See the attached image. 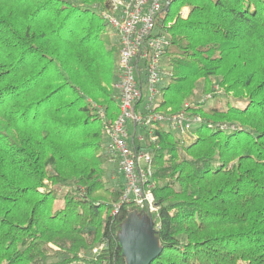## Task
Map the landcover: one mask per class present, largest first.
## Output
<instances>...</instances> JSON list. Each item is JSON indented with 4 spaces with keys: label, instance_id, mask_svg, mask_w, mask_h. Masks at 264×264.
<instances>
[{
    "label": "trees",
    "instance_id": "1",
    "mask_svg": "<svg viewBox=\"0 0 264 264\" xmlns=\"http://www.w3.org/2000/svg\"><path fill=\"white\" fill-rule=\"evenodd\" d=\"M167 3L159 108L200 119L185 137L146 133L163 247L151 264H264V0ZM108 8L0 0V264H126L118 233L143 210L108 175L120 46ZM200 82L213 96L194 101Z\"/></svg>",
    "mask_w": 264,
    "mask_h": 264
},
{
    "label": "built area",
    "instance_id": "2",
    "mask_svg": "<svg viewBox=\"0 0 264 264\" xmlns=\"http://www.w3.org/2000/svg\"><path fill=\"white\" fill-rule=\"evenodd\" d=\"M167 5V0H109L104 13L120 43L119 115L107 127V153L111 164L124 177L120 202L134 203L150 215L157 208L156 182L146 133L156 139L154 131L161 123L185 137L200 119L185 111L167 112L159 108L162 84L168 74L165 53L170 38L160 26ZM100 114L105 117L103 109Z\"/></svg>",
    "mask_w": 264,
    "mask_h": 264
},
{
    "label": "water",
    "instance_id": "3",
    "mask_svg": "<svg viewBox=\"0 0 264 264\" xmlns=\"http://www.w3.org/2000/svg\"><path fill=\"white\" fill-rule=\"evenodd\" d=\"M168 9L169 5L166 11ZM118 238L126 264H151L163 250L155 220L137 209L122 223Z\"/></svg>",
    "mask_w": 264,
    "mask_h": 264
},
{
    "label": "rangeland",
    "instance_id": "4",
    "mask_svg": "<svg viewBox=\"0 0 264 264\" xmlns=\"http://www.w3.org/2000/svg\"><path fill=\"white\" fill-rule=\"evenodd\" d=\"M178 11H182L181 13L182 14H186L187 13V11H188V8L187 7H182V8H180V10H178V7H177V5H175V6H173V15L175 14V15H177L178 14ZM105 21H107V20H105ZM108 26H109V30L111 31V34L113 35V38H116V31L113 29V27L112 26H110L109 24H108ZM166 68H170V66L168 65V63H167V65H166ZM167 81H168V78L167 77H165V79H164V81H163V84H165V83H167ZM163 84H162V86H163ZM213 85H214V89H215V91L217 92V93H220V92H222V93H224L223 91H222V89L220 88V87H218V82L215 80L213 83H212ZM220 89H221V91H220ZM161 90H162V88H161ZM211 96H213V91L212 92H208V93H206V92H204L203 91V83L202 82H200L199 83V86H198V89H197V91H196V95H195V99H194V101H204V100H208L209 98H211ZM222 99L221 100H217L216 98H214L213 100H211V101H209V103H213V102H218L219 104L221 103V104H223V102H224V100H225V97L223 96V94H222ZM230 99H232V98H230ZM193 101V102H194ZM165 127L167 128V126L165 125ZM194 127H195V125H194ZM193 134V132H192V130L190 131V135H192ZM107 167H108V169H109V173H108V175H110V178H111V180H112V182L113 183H116L117 181V178H118V175H119V177L120 178H122V180L124 181V177H123V174L121 173V171H119L118 169H117V167L115 166V165H111V164H107ZM116 169V170H118V172H119V174L118 173H112V169Z\"/></svg>",
    "mask_w": 264,
    "mask_h": 264
}]
</instances>
